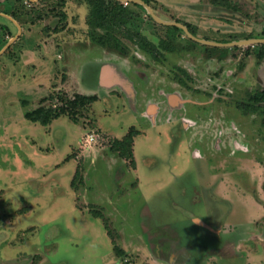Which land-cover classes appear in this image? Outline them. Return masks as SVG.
Returning a JSON list of instances; mask_svg holds the SVG:
<instances>
[{
    "label": "rangeland",
    "instance_id": "rangeland-1",
    "mask_svg": "<svg viewBox=\"0 0 264 264\" xmlns=\"http://www.w3.org/2000/svg\"><path fill=\"white\" fill-rule=\"evenodd\" d=\"M147 1L248 43L130 2L150 51L116 47L98 0H0V264H264V0Z\"/></svg>",
    "mask_w": 264,
    "mask_h": 264
},
{
    "label": "trees",
    "instance_id": "trees-1",
    "mask_svg": "<svg viewBox=\"0 0 264 264\" xmlns=\"http://www.w3.org/2000/svg\"><path fill=\"white\" fill-rule=\"evenodd\" d=\"M146 4H149L147 0H142ZM127 6L129 3H120L116 0H98V4H95V7L92 8L89 19H88V25L93 26L97 29H102L108 31V33H112L113 36H111L112 40H114V43L112 45L118 47L116 41V36L120 35L128 40H130L135 45H138L140 48L146 51H150L148 42L143 40L142 38H137V36H134L131 32L127 31L125 29L127 24V18L125 14L127 13L126 8H124L125 5ZM119 12V14L122 16V18L116 19V15L114 14ZM114 12V13H113ZM113 13V14H112ZM12 14V13H11ZM179 23H182L178 20ZM185 26L188 27L190 32L196 36V33L193 29H191V26L187 23H183ZM259 58L261 60L264 59V43L261 45V49L259 52ZM252 106H248L247 109L251 111H257L261 108V105H264V91L257 93L252 97ZM63 113L59 114L54 112L53 110H40L35 111L34 113H28L26 115V118L34 123H41L43 126H47L50 124L52 118L57 119L60 116H62ZM138 135V132L135 130V128H132L130 132L122 139L117 140L115 142V146L119 148L122 152V154L127 157L128 155L132 156V147L134 144V138ZM22 213V211H21ZM102 215H98V218H101Z\"/></svg>",
    "mask_w": 264,
    "mask_h": 264
},
{
    "label": "water",
    "instance_id": "water-1",
    "mask_svg": "<svg viewBox=\"0 0 264 264\" xmlns=\"http://www.w3.org/2000/svg\"><path fill=\"white\" fill-rule=\"evenodd\" d=\"M119 2H123V3H130V2H135V3H140V4H144L146 9L148 10L150 16L159 24H163V25H171V26H177L179 28H181L186 34L187 36L192 39L195 42H199L202 44H207V45H214V46H221V47H228V46H234L237 44H246L248 42H236V43H218V42H210V41H206V40H202L199 39L198 37L194 36L190 30L188 29L187 26H185L182 23L179 22H174V23H169V22H165L163 21L161 18H159L156 13L154 12V10L152 8H150L144 1L142 0H117ZM258 42L264 43V39L261 40H257Z\"/></svg>",
    "mask_w": 264,
    "mask_h": 264
},
{
    "label": "built area",
    "instance_id": "built-area-1",
    "mask_svg": "<svg viewBox=\"0 0 264 264\" xmlns=\"http://www.w3.org/2000/svg\"><path fill=\"white\" fill-rule=\"evenodd\" d=\"M98 136L95 133H91L88 135L86 139L87 144L95 143L98 140Z\"/></svg>",
    "mask_w": 264,
    "mask_h": 264
},
{
    "label": "clouds",
    "instance_id": "clouds-1",
    "mask_svg": "<svg viewBox=\"0 0 264 264\" xmlns=\"http://www.w3.org/2000/svg\"><path fill=\"white\" fill-rule=\"evenodd\" d=\"M194 222H197V221H194Z\"/></svg>",
    "mask_w": 264,
    "mask_h": 264
}]
</instances>
